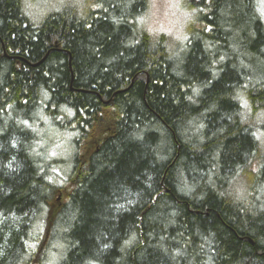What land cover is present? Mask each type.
Wrapping results in <instances>:
<instances>
[{
    "label": "trees",
    "instance_id": "1",
    "mask_svg": "<svg viewBox=\"0 0 264 264\" xmlns=\"http://www.w3.org/2000/svg\"><path fill=\"white\" fill-rule=\"evenodd\" d=\"M30 5L0 0V264H264V0H198L180 45L147 0Z\"/></svg>",
    "mask_w": 264,
    "mask_h": 264
},
{
    "label": "rangeland",
    "instance_id": "2",
    "mask_svg": "<svg viewBox=\"0 0 264 264\" xmlns=\"http://www.w3.org/2000/svg\"><path fill=\"white\" fill-rule=\"evenodd\" d=\"M197 1L192 0V6H194ZM31 2L36 4V6L34 7L30 5L26 8V12L30 15L35 13L37 17H42V15H44L42 11L47 13L48 11L56 10L67 4L73 9H76L79 8V4H82V0H31ZM191 7L185 6L183 0H147V12L142 20V26L152 37L163 35L166 37V40L173 45H180V43L186 38L184 35V27L187 26L191 15L195 13L193 11L194 8ZM82 9H85V7L83 6ZM190 26H187L185 29L187 30ZM246 114H248L247 111ZM256 122L257 120L249 121V123ZM259 139L261 140L260 147L263 150L262 152H264V135ZM54 149L56 154H63L64 159H68L71 156L68 152L65 153V150H63V142L59 143ZM51 152L53 151L51 150ZM58 183H61L62 185L64 182L63 180H60Z\"/></svg>",
    "mask_w": 264,
    "mask_h": 264
}]
</instances>
